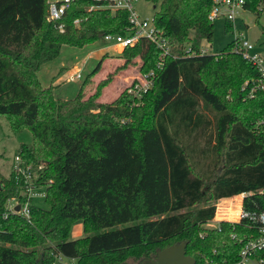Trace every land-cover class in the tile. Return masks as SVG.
I'll return each mask as SVG.
<instances>
[{
  "label": "trees",
  "instance_id": "16d2710c",
  "mask_svg": "<svg viewBox=\"0 0 264 264\" xmlns=\"http://www.w3.org/2000/svg\"><path fill=\"white\" fill-rule=\"evenodd\" d=\"M48 1L0 0V116L12 132H30L31 144L19 145L15 156L36 172L47 206L30 204L27 218L7 213V199L23 200L13 175L0 176V264L58 257L148 264L178 241L195 264L237 262L259 227L248 219L204 225L223 199L245 195L244 212L264 211V127L256 126L264 120V91L253 99L241 94L258 74L234 51V40L217 55L183 54L211 41L213 0H146L154 28L178 47L160 69L153 44L138 40L122 49L125 61L139 57L140 73L154 74L137 105L126 92L106 104L94 101L96 93L82 99L100 62L73 99H54L40 85L37 71L61 46L81 48L124 35L128 26L125 11L111 16L91 0H71L58 22H48ZM262 2L245 0L244 10L257 13ZM76 220L94 233L68 240Z\"/></svg>",
  "mask_w": 264,
  "mask_h": 264
},
{
  "label": "rangeland",
  "instance_id": "374dc122",
  "mask_svg": "<svg viewBox=\"0 0 264 264\" xmlns=\"http://www.w3.org/2000/svg\"><path fill=\"white\" fill-rule=\"evenodd\" d=\"M152 6L146 0L134 2V9L138 17L147 21L151 20L155 11ZM224 24L225 21L222 18L213 21L212 39L210 42L202 41L200 44L202 49H207L210 55H217L236 36L242 34L245 40L253 44V51L260 54L264 59V0L258 7L257 13L245 10L235 19V30L231 29L225 32ZM173 44L171 51L178 47L175 42ZM110 46L112 45L104 44L101 40L81 48L61 46L58 56L39 68L36 74L37 80L42 87L52 86L50 91L54 99H73L82 81L100 62L98 70L91 76L82 90V99L88 100L96 93V97H93L94 101L106 104L126 92L131 98V104L137 105L139 99L145 94L142 93L144 91L143 84L139 80L140 75H142L139 72L140 59L135 56L130 61H125L122 48L118 46L116 53ZM76 73H78L79 78L73 79ZM208 116L212 119L211 114ZM31 142L32 137L27 129L12 132L5 117L0 116V176L7 178L10 175L13 158L19 145H30ZM31 173L32 178L35 179L36 172L33 168H31ZM8 203L13 204L12 201H8ZM30 204L41 209H47L41 198L32 199ZM215 204L217 206L216 216L213 221L205 224L204 228L217 227L219 220L227 222L239 220V214L242 210L241 196L223 199ZM204 205L206 202H202L197 207ZM92 233H94L92 230L83 232L81 221L76 220L70 226L68 240L82 239ZM181 243L183 242L178 241L172 246H178ZM52 264H74V261L58 257Z\"/></svg>",
  "mask_w": 264,
  "mask_h": 264
},
{
  "label": "built area",
  "instance_id": "2783aa9c",
  "mask_svg": "<svg viewBox=\"0 0 264 264\" xmlns=\"http://www.w3.org/2000/svg\"><path fill=\"white\" fill-rule=\"evenodd\" d=\"M96 4H99L100 8H107L111 16H116L119 11H125L127 28L124 35H103L101 41L107 45H117L122 49L127 46H132L138 40H145L153 44L159 51V58L156 62V69H160L162 65V59L169 55H174L171 51L173 45L154 28L152 20L147 21L141 19L136 14L134 9V2L136 0H91ZM71 0H50L47 2V15L46 21L48 22H58L63 15L64 11L68 8ZM245 0H213L212 8L209 15V20L214 21L216 19L222 18L224 21L230 22L232 24V30L234 28V21L239 15H241L244 10ZM77 24L75 20L73 22ZM61 29V26L57 27ZM234 51L241 55V57L248 61L257 71V78L252 79L250 82H244L241 87V94L244 97L253 99L257 93L264 91V59L260 54L253 51L254 46L248 40H245L242 34L235 37ZM185 56H196V55H207V49H202L200 47L199 51H193L189 46L183 50ZM153 72L149 71L140 75L139 80L143 84L145 93L151 88ZM79 75L73 77V79H78ZM256 126L264 127V120L256 123ZM11 175H13L16 184L19 186L18 193L22 197L23 202L20 203L18 197L9 198L6 200L12 201L13 204L4 205L7 213L19 214L25 218L28 217V206L30 201L34 198L43 199L45 196L44 186L36 185L34 182L36 180L32 178L31 167L25 165L18 157L14 156L13 163L11 167ZM245 195L241 196L243 199ZM15 206H18V211H14ZM242 209V208H241ZM5 216V215H4ZM3 216V217H4ZM241 219H248L252 221L259 227V235L255 238L247 240L238 254V260L231 264H264V259L260 257L261 253L264 252V211L248 213L243 210L239 214V222ZM222 221V220H221ZM219 220V222H221ZM218 222V224H219ZM218 226V225H217ZM209 264H216L210 261ZM227 264V263H222Z\"/></svg>",
  "mask_w": 264,
  "mask_h": 264
},
{
  "label": "water",
  "instance_id": "95a60500",
  "mask_svg": "<svg viewBox=\"0 0 264 264\" xmlns=\"http://www.w3.org/2000/svg\"><path fill=\"white\" fill-rule=\"evenodd\" d=\"M264 194V190L262 192ZM14 211H18V206H15ZM144 264V263H139ZM148 264H195L192 257L185 255V244L181 243L178 246H170L158 251L154 260Z\"/></svg>",
  "mask_w": 264,
  "mask_h": 264
},
{
  "label": "crops",
  "instance_id": "0c3cea01",
  "mask_svg": "<svg viewBox=\"0 0 264 264\" xmlns=\"http://www.w3.org/2000/svg\"><path fill=\"white\" fill-rule=\"evenodd\" d=\"M110 47H112V49H113V51H115L116 53L118 52V49L116 50V48L118 47L117 45H112V46H110ZM46 64V63H45ZM45 64H43V65H45ZM42 65V66H43ZM41 68V67H40ZM48 87H52L51 85L50 86H48ZM48 87H44V88H48ZM58 99V98H57ZM59 100H69V99H59Z\"/></svg>",
  "mask_w": 264,
  "mask_h": 264
}]
</instances>
